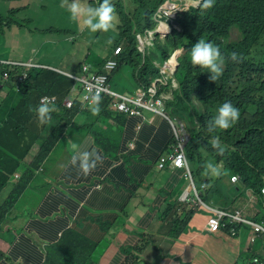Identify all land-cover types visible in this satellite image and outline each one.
Masks as SVG:
<instances>
[{"label":"crops","instance_id":"crops-1","mask_svg":"<svg viewBox=\"0 0 264 264\" xmlns=\"http://www.w3.org/2000/svg\"><path fill=\"white\" fill-rule=\"evenodd\" d=\"M18 1L9 2V8L18 11L0 44L13 53L12 58L18 63L30 58L35 60L40 53L51 59L49 37L40 35L35 41L33 28L38 21L47 27L46 20L55 14L52 6L60 5L61 1L24 0L25 5L17 6ZM58 18L70 24V20ZM21 19L30 20L29 25H19ZM88 43L90 47L86 40L74 39L73 47L78 55L68 57L62 67L84 58L87 52L102 50L97 37ZM56 63L58 60L54 59L46 65L56 72L63 71ZM112 84L121 92L134 93L138 78L126 66L114 75ZM85 92L73 98L80 109L72 119L76 126L63 137L65 141L55 143L50 149H42L37 143L33 146L34 151L49 153L46 158L53 151L68 152L59 164V179L54 175L55 170L41 176L43 163L42 171L35 173L15 202L8 214L13 222H6L0 229V249L5 254L0 257V264H53L54 245L64 236L63 244L71 252L85 249L88 244H84V240L104 247L105 254L95 264H127L122 248L134 249L142 238L146 245L138 255L139 264H264L263 237L252 223L236 221L238 211L249 216L256 214L254 197L247 193L229 198V209L223 220L228 219L230 229L223 227L218 233L209 232L210 212L195 210L192 203L180 202L191 191L183 170L159 166L163 156L173 153L176 141L169 120L152 111L151 106L143 108L142 116L122 117L116 113L109 118L94 119L88 116L86 106L80 101ZM68 99L71 98L64 99V105ZM6 120L3 119V124ZM98 127L108 133L111 146L108 150L97 144L94 129ZM45 134H48L47 129ZM28 140L31 143L39 139L29 137ZM77 150L96 153L102 159L88 176L72 166ZM231 152L228 147L220 156H229ZM14 186L15 183L8 186L3 196ZM32 188L43 190L41 201L26 196ZM179 205L183 206L179 213L183 212L185 219L183 223L173 224L175 216L172 214ZM174 234H178L177 237Z\"/></svg>","mask_w":264,"mask_h":264},{"label":"trees","instance_id":"trees-1","mask_svg":"<svg viewBox=\"0 0 264 264\" xmlns=\"http://www.w3.org/2000/svg\"><path fill=\"white\" fill-rule=\"evenodd\" d=\"M162 1L164 0H117L121 23L117 25L116 31L110 30L105 35L113 40L114 45L123 43L122 57L125 60L131 58L129 64L134 65L136 70L141 59L140 54H136L133 28L136 24L140 25L144 15L150 17ZM134 3H139L140 11L133 8ZM202 5L180 13L179 18L184 30L173 29L167 40L169 47L166 45L161 49L163 58H167L172 48L184 47L179 69L181 71L178 74L183 87L178 100L185 103L186 112L184 115L180 114V110L175 113L184 117L189 124L190 138L186 144V156L195 181L199 185L205 181L202 175L203 165L208 161L216 164L223 160L229 176L239 175L241 178V183L234 186H229L224 178L210 180V186L201 192L204 201L213 206L229 209L227 204L229 198L236 197L235 193L242 195L251 190L257 195L260 209L256 219L264 221V197L261 193L264 186V0H215L214 6L209 9L203 8ZM17 11L18 9L14 7L0 11L1 34L5 31L4 25L14 24V13ZM29 23L30 20L27 19L18 22L19 25L25 26ZM235 28L238 31V38L233 40L231 33ZM200 38L219 46L221 53L226 55V71L215 81L214 87L201 78L198 79L199 82L196 80L197 68L211 74L209 69L193 66L190 61L191 48ZM0 45L3 56L13 59V53L4 47L3 43ZM232 52L239 54V62L234 63L229 58ZM27 60L17 66L13 64L12 66H16L17 69L15 71L13 68L7 69L10 72L9 77L3 82L0 81L2 91L12 94L11 101L0 102V155L13 150L27 151L28 155L29 151H34L35 143L42 149H50L55 143L58 145L65 141L63 137L68 131H72L74 124L72 119L78 112L77 107L67 109L61 103L66 96L76 95L82 90L83 83L76 78L78 71L71 66L65 67L68 74L54 71L46 65L51 59L44 53L37 54L35 60L33 58ZM101 63L102 59L99 58L98 66ZM2 73L0 70V74ZM158 73V67L149 63L139 70V77L143 82L149 83ZM193 92L197 93L204 107L203 111L198 112L196 108L191 110L190 95ZM18 93L23 95L25 100L23 105ZM43 94L57 95L60 103L59 111L53 112L51 120L41 125L35 113L29 111V108L34 107ZM226 101H230L239 109L240 118L230 130L212 134V137L218 136L232 151L229 156H220L210 143L208 149H204L203 143L207 140L203 139L201 131H197L196 122H207L214 115L211 112V102L217 107ZM99 112L103 118L112 115L106 102L100 103ZM119 114L122 117L129 116V113L125 112ZM4 118L7 119L5 124ZM45 129L48 134H45ZM95 135L102 148L108 150L111 147L105 132L95 129ZM29 137L32 140H39L29 143ZM39 154L40 156L34 159L43 161L49 155L46 151H39ZM22 164L10 166L0 157V228L7 222L5 216L8 211L32 180L37 170L35 167L40 165L29 166L15 183L8 197L4 198L3 191L13 184L12 176L19 171ZM3 199L7 201L5 206H1ZM179 218L175 219L173 224L183 223L185 219L183 213ZM103 220L104 218L100 221V228ZM223 227L226 229L231 227L227 218L223 220L221 229ZM177 235L174 234V237ZM65 237L54 245L56 254L52 260L53 264H95L105 254L104 247L92 244L88 240H84V244H88L85 249L68 251L63 244ZM137 244L134 249L122 248L123 254L127 256V264L137 262L138 254L143 251L146 240L142 238Z\"/></svg>","mask_w":264,"mask_h":264},{"label":"clouds","instance_id":"clouds-1","mask_svg":"<svg viewBox=\"0 0 264 264\" xmlns=\"http://www.w3.org/2000/svg\"><path fill=\"white\" fill-rule=\"evenodd\" d=\"M60 1H61L60 6L62 8H66L69 14L70 24L68 22L66 23L64 21L62 22L58 20L59 18L55 14H52L51 17L46 20L48 23L47 27H44V26L43 27L45 29L49 28V30L51 31L52 28H54L53 21H57L66 28L64 29V31L67 30L68 32L61 31V32L56 33L54 37H51L45 33L37 34V31L39 30L38 26H35L33 28V30L35 31V41L39 40L40 35H45L49 37L48 46L52 49L51 61L54 59L58 60V63H56V66L59 69H63V71H60V70L59 71L62 73L68 74L65 68L62 67L63 66L62 64L64 63V61H66L68 57H77L78 55L77 51L73 47L74 39L76 40L79 38L80 40H83V39L86 40L88 47L91 46V44L88 42L90 40H93L95 37L100 39L102 43V50L95 51V52H87L84 58H79V59H76V60L70 61L69 63L64 64V65H69L78 71V73L76 74V78L83 83V88L76 95L66 96L64 99H66L67 97H70L71 99H68L65 102V105L63 103L64 101L63 99L61 102L62 106L67 109H70L72 107H77L78 112H79L80 104L79 105L75 104L73 98H77L78 95L83 90H86V92L83 93L82 97H80V101L83 105L86 106V107L84 106L85 111H87V114L89 117L98 119L100 117V112H99L100 103L103 104L104 102L107 103L108 109L110 111H115L118 114L121 112H125V111L113 108L111 106L112 103L120 99L119 95H130V96L135 95L138 88L142 87V84H140L138 81V86L134 93L121 92L113 87L112 79L114 75L120 69L128 66L132 70L133 75H135L138 78L139 70L144 68L146 64H149V63L152 64V63L150 61H146V63H143L142 57L140 55L141 63L138 66L139 70L138 69L136 70L134 68V65L129 64L131 58L125 60L122 57L123 43L114 45L113 40L109 39L105 35V33L109 32L110 30L116 31L117 25L121 23V18L119 14V5H118L117 0H96L95 5H93L92 3L90 4L88 0H60ZM6 2L9 3V1H6ZM164 2L165 0L162 1L158 5V7L162 5ZM202 3L201 5L203 8L209 9L214 6L215 0H202ZM201 5H198V7ZM158 7L155 9V11L158 9ZM155 11L151 14L150 17H148L147 15H144V18L142 19V21L147 23L146 28L141 30L140 29L141 24L140 25L136 24L134 26L133 34L136 40L138 39L137 35L144 32L149 27V23L151 25H154L155 21L153 20V15ZM179 16L180 14L177 16L176 19L180 21ZM173 29H176V27H174ZM4 33L1 34L2 38H3ZM62 44H66L67 46L63 47L61 46ZM166 45H167V41L165 44L159 47L162 49ZM167 46L169 47V45ZM117 47H120L119 52H115V49ZM180 48H172L170 55L167 58H163V61L159 62V64L162 65L164 61L169 59L173 55L174 49H180ZM136 54H139V53L136 52ZM183 56H184V52L182 55L179 56L178 67L173 77L169 78L168 84L164 85L160 83L159 81H156L155 85L153 84L154 78L156 76L157 78H159L162 75L159 67H158L159 73L156 74L155 77L152 78V80L149 83H146L145 81L143 82V84L145 85L144 103L145 101L149 99H152V101L154 102H156L157 99H161V102H162L161 105L155 104L156 108L154 109L151 107L152 111L165 116L169 120L172 126L173 133L176 136V141L173 144V150H172L173 153L170 154L168 157L163 156L162 158H165L166 160L164 162V165L161 166V162H162V158H161L159 166L161 168L179 167L183 170V176L187 180L188 186L190 187L191 191H190V194H187L185 198L180 200L181 204L192 203L193 208L195 210H207L212 207L223 209L218 206L210 205L206 201H204L201 196V192L210 186V180L212 179L224 178L226 183L229 186H234L236 184L241 183V178L239 175L229 176V172L226 170L224 161L220 160L216 164L211 161L206 162L203 165L204 171L202 173V175H204L205 181L202 182L200 185L195 181L194 175L191 171L189 161L186 156V144L190 138L189 124H188V121L184 117H181L175 113L176 111L180 110V114L184 115L186 112L185 103L178 100V95L182 94L183 86H182L181 80L177 76V73L181 67V58ZM6 58L8 60L15 61L14 59H10L8 56ZM99 58L102 59V63L98 66ZM229 58L234 63L240 61V56L236 52L230 53ZM190 61L193 66H200L201 68L209 69V72L211 74L199 68H197V72H199V76H200L199 78L204 80L207 84H209L212 87H214L215 81H217L220 78V76L223 74V72L226 71V55L224 56L221 53L219 46H216L212 42L206 41L203 38H200L198 42L192 46L191 51H190ZM13 64L14 63H9L5 65L6 66L5 69H0L1 71H3L2 75L6 71L8 72L7 69L9 68H13V70L15 71L17 69L16 66L18 65V62L15 61V64H16L15 67L12 66ZM22 75L25 78L26 75L24 72L22 73ZM189 80H191V78H189ZM0 81L3 82L5 80L0 77ZM88 82L91 83L92 91L96 93L95 95L91 96V102L84 99V95L88 92V88H87ZM155 86L158 87V90L156 93L154 92ZM1 92H2V87H1V82H0V93ZM49 97L52 98V100ZM190 99H191V110L192 111L194 108H196L198 112L204 110V107L202 103L200 102L196 92H193L190 95ZM58 100L59 99L57 95L45 94L40 98L39 104L35 107H30L29 111L35 113L37 120L39 121L41 125H43L47 123L49 120H51L52 118L51 114L53 112L59 110L58 105L60 101ZM195 101H198L200 105H196L194 103ZM143 104L140 106H136V108L139 110L140 113L129 114V116H134V115L142 116L143 111H144L143 108L145 107ZM131 105H134V104H131ZM125 113H128V112H125ZM174 116L179 117L180 119L184 120L186 122V126L183 123L176 122L174 119H172ZM239 118H240L239 109L235 107L230 101H226L223 104H219L217 106L216 114H214L209 120H207V122H196L197 131H201L203 139L207 140V142L203 143L204 149H208V144L210 143L211 147L216 151L217 154L223 155L224 152L227 151L228 146L223 144L218 136L212 137V134H214L217 131L222 132V131L230 130L232 126L239 120ZM96 129H100L107 134V140L109 143L110 141L108 138V133L99 127ZM94 136L97 141V138L95 135V129H94ZM182 137H184L182 151L184 153L185 163L183 166H176L173 164L172 155H174L175 150L178 146L179 140ZM97 144L99 145L98 141H97ZM73 148H76V145H73ZM71 163H72V166L78 167L80 173L83 176H88L96 169L99 163H102V159L96 153L77 150L76 154L73 155L72 157ZM38 171L39 170L37 169L35 173H37ZM21 177H22V174H20L19 171H17L13 174L11 182L16 183L19 181ZM4 191L2 195H4ZM247 193L251 195V198L254 197L253 205L257 207L258 211L256 212L254 216H249L246 212L238 211L236 221L240 224L252 223V225L255 227L254 225L255 223H264V221H258L256 219L257 214L260 212L258 201H257V195H255L251 190H247L244 194H247ZM235 195L238 196L239 193H235ZM6 197H8V195L5 196L4 198ZM263 197H264V194H263ZM14 204L8 211L7 215L12 211ZM179 210H183V206L179 205L175 208L172 216H175L176 220L180 219L179 217L183 213V212L179 213ZM223 210L227 211V209H223ZM222 221L217 231L215 232L209 231V232L218 233L221 230ZM4 255H5L4 252L0 249V257H3ZM135 264H139V263L136 262Z\"/></svg>","mask_w":264,"mask_h":264},{"label":"built area","instance_id":"built-area-1","mask_svg":"<svg viewBox=\"0 0 264 264\" xmlns=\"http://www.w3.org/2000/svg\"><path fill=\"white\" fill-rule=\"evenodd\" d=\"M200 1L201 0H165V2L158 7L153 15V20L155 21L154 25H149V27L144 32L137 35L138 39L136 40V49L141 55L143 63L150 61L152 64L160 68L162 75L159 78H157V76L154 78V85L156 84V81H159L164 85L168 84L169 78L173 77L178 67V58L183 54L180 49H182L184 52L183 47L180 49H174L173 55L164 61L162 65H160L159 62L153 57L155 55L156 47L166 43L169 34L175 27L173 22L177 16L180 13L189 11L193 7H198ZM119 51L120 47H117L115 52ZM9 63L14 62L8 59L0 58V69H5V65ZM18 64H20V62ZM4 76L5 78H8L9 73L7 71L4 72ZM138 81L140 84H142V87L138 88L135 95H119L120 99L114 101L111 106L118 110L128 112L129 114L140 113L136 106H140L144 103L145 85L143 84V81L140 79V77H138ZM87 88L88 92L84 95V99L91 102V96L95 95L96 93L92 91L90 82H88ZM157 90L158 87L155 86L154 92L156 93ZM50 99L52 100V98ZM161 103V99H157L156 102L152 101V99H149L145 101L143 105L151 106L155 109V104L161 105ZM183 142L184 137L180 138L175 153L172 155L173 164L176 166H183L185 163L184 153L182 151ZM165 160V158H162L161 166L164 165ZM261 192L264 194V186L262 187ZM207 210L210 212V215L208 216L207 230L215 232L219 229L221 221L227 212L217 207H212ZM254 225L264 240V223H255Z\"/></svg>","mask_w":264,"mask_h":264},{"label":"rangeland","instance_id":"rangeland-1","mask_svg":"<svg viewBox=\"0 0 264 264\" xmlns=\"http://www.w3.org/2000/svg\"><path fill=\"white\" fill-rule=\"evenodd\" d=\"M53 1V0H51ZM88 2L93 5H95L96 3V0H88ZM21 5H25V2L24 0H19L17 2V6H21ZM9 7V3L4 1V0H0V11H6L7 8ZM53 10L55 12V15L57 17H60V18H65V19H68L70 20V17H69V14L66 10V8H62L60 5H53ZM133 8L140 11L141 8L139 6V3H134L133 4ZM140 29H144L147 27V23L140 20ZM8 26L9 25H4V29H8ZM38 28L39 30L37 31V34H42V33H45V34H48L49 36L51 37H54L56 33L58 32H68L67 30L64 31V29H66L64 26H62L59 22L57 21H53V26L54 28H52V30L50 31L49 28L48 29H45L43 27V23L41 21H39L38 23ZM2 38V35L0 33V39ZM238 38V31L237 29H233L232 30V33H231V39L233 40H236ZM53 41V40H51ZM1 46V45H0ZM58 46V45H56ZM61 46L63 47H66L67 45L66 44H62ZM3 47V46H2ZM1 49L0 48V58H3V59H7L5 56H3V53L1 52ZM181 52L183 53V50L180 49ZM158 62H162L163 61V55H162V52H161V48L158 46L156 47L155 49V55L153 56ZM13 61V60H11ZM15 63V61H13ZM55 62V61H53ZM181 70H178V73H177V76L178 74L180 73ZM0 77L4 80H6L4 74H0ZM199 72H197L196 74V80L198 81L199 79ZM199 82V81H198ZM36 87V86H33V88ZM1 94V97H0V102H3V101H11L12 100V94L8 93L7 91H3ZM18 97H19V100L21 102V104L23 105L25 100L23 98V95L21 93H18ZM196 105H200V103L198 101H195L194 102ZM253 111V109H251ZM59 111V110H58ZM211 112L213 114H216L217 112V107L214 106L213 102H211ZM111 114L112 115H116V112L115 111H111ZM172 119H174L176 122H179V123H183L185 126H186V122L182 119H180L179 117H176L174 116ZM76 125H73V127H75ZM72 127V128H73ZM38 149V147H35V149ZM67 152L68 151H53L51 154V156L49 158H44L43 161L40 159V160H37V159H34V158H37L40 156L39 154V151H29L28 155H27V151H7V153H5L4 155H0V157H2L5 161H7V163L12 166V165H19L21 163H23L20 168H19V173L20 174H23L25 173V171L28 169L29 166H32L33 165H38L40 164L39 166L35 167V169H38L40 172L42 171L43 169V163H44V171L41 173V176H45V175H49L50 172H52V170H55L56 173L54 174L56 179H59L60 177V168H59V164L61 161H63V159L67 156ZM62 154V155H61ZM30 156H33L32 159L29 158ZM60 183L62 181H59ZM26 196L28 197H31V198H34V199H37V200H42L43 198V190H37L36 188H32L30 191H28L26 193ZM7 204V201L6 199H3L2 202H1V206H5ZM5 220L9 223V222H13L12 218L10 215H6L5 216Z\"/></svg>","mask_w":264,"mask_h":264},{"label":"water","instance_id":"water-1","mask_svg":"<svg viewBox=\"0 0 264 264\" xmlns=\"http://www.w3.org/2000/svg\"><path fill=\"white\" fill-rule=\"evenodd\" d=\"M202 3V0L199 2L198 5H201ZM174 24H175V27L178 31H183L184 30V26L182 25V23L179 21V20H174Z\"/></svg>","mask_w":264,"mask_h":264}]
</instances>
